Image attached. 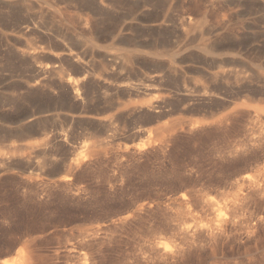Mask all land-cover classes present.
<instances>
[{
	"label": "rangeland",
	"instance_id": "1",
	"mask_svg": "<svg viewBox=\"0 0 264 264\" xmlns=\"http://www.w3.org/2000/svg\"><path fill=\"white\" fill-rule=\"evenodd\" d=\"M21 1L0 0V264L21 251L28 264H264V204L251 194L264 85L248 80L264 74V0H44L37 32ZM51 37L85 70L62 65L27 91L43 78L14 53ZM84 74L72 101L65 79ZM37 107L39 132L24 126Z\"/></svg>",
	"mask_w": 264,
	"mask_h": 264
},
{
	"label": "bare ground",
	"instance_id": "2",
	"mask_svg": "<svg viewBox=\"0 0 264 264\" xmlns=\"http://www.w3.org/2000/svg\"><path fill=\"white\" fill-rule=\"evenodd\" d=\"M43 1L44 0H37L35 3H33V4H31V3H28V2H26L25 0H23V1H21V4L19 5V8L21 9V11H22V13H24L29 19H34L35 20V18L36 19H38L37 21L38 22H36L35 24H32L31 25V27H25L24 29L26 30V31H30V30H36V32H37V30H38V28L39 27H37V26H40L41 28H42V25H43V23H44V21H43V17H44V14H43V11H44V9H42V4H43ZM82 1V0H81ZM9 14L12 16V17H16V15L18 14L17 12H19V11H16V9L12 6V5H10L9 7ZM44 12H46V11H44ZM22 13H20V14H22ZM19 15V14H18ZM24 15V16H25ZM21 16V15H20ZM24 16H22V17H24ZM25 16V17H26ZM26 17V18H27ZM46 17V16H45ZM18 18V17H17ZM47 18V17H46ZM92 18V16L91 17H89V16H86V18H84V21L87 23V24H92L91 22H93V20L91 19ZM13 19H15V18H13ZM48 19H51L52 20V18L50 17V18H48ZM44 20H46V19H44ZM54 20V19H53ZM29 21V20H28ZM31 21V20H30ZM47 21V20H46ZM50 21V20H49ZM55 21V20H54ZM54 21H51V23H49L48 25L51 27L52 25H50V24H53V23H55ZM84 22V23H85ZM96 22V21H95ZM58 23V22H57ZM94 23V22H93ZM99 24V23H98ZM47 24H46V26H48ZM58 25H59V23H58ZM57 24H55L54 25V27H55V29L57 30V31H59V32H61V33H64V34H67V33H69L68 31L69 30H67L66 28H62L63 27V25H62V27L59 25L58 26ZM94 25V24H93ZM92 25V26H93ZM44 26H45V24H44ZM49 26H48V28H49ZM188 27H189V29H196V27H194L193 28V26H191V25H188ZM53 28V27H52ZM95 29L96 30H100L101 28H100V26H95ZM94 29V30H95ZM23 30V29H22ZM101 31V30H100ZM35 32V33H36ZM41 32V31H40ZM35 33H32V34H35ZM42 33V32H41ZM45 33H46V31H45ZM29 34V33H28ZM44 34V33H43ZM27 35V34H26ZM38 35V34H37ZM45 35V34H44ZM41 36V35H40ZM42 37V36H41ZM52 38V37H51ZM27 40H29L30 41V39H27ZM29 41H27L26 42V40H25V42H26V47H24L23 48V50H18V51H16L15 53H14V57H15V60L18 62V63H20V64H22V66H24L27 70H29L32 74H34V75H32V76H34L35 78H43V79H41L39 82H36L35 84H33V85H28V86H26V90L27 91H32V90H37V91H43V90H41L42 88H43V82L44 81H48V82H52V80L53 79H55L54 77H58L59 76V69L61 70L62 68H63V66L62 65H64V67H65V65L68 67V69L69 68H73V69H75L74 71H76V70H79L80 72L81 71H84L85 70V68H82V66H81V61L74 55V54H72L71 55V52H65L63 49H62V52H58V51H55L54 49H52V47L54 46V41L55 40H53V38L52 39H46V46L44 47V46H42L41 47V45H39V46H37V45H34L33 43L34 42H29ZM31 41H32V39H31ZM42 42H43V40H42ZM45 42V41H44ZM202 42V41H201ZM198 43L196 46H195V48L198 50V51H200V52H202V53H204L205 55H211V54H213V53H211L213 50H214V47H215V43H207V42H205V43ZM36 44V43H35ZM57 44V43H56ZM78 44V43H77ZM217 44V43H216ZM43 45H45V43L43 44ZM81 45V47H83V46H85V47H89V48H93L94 49V43L91 41V40H85L82 44H80ZM80 45H79V47H80ZM96 46V45H95ZM154 46V45H153ZM58 47H60V46H58ZM218 47V46H217ZM234 49V48H233ZM233 49H232V51H233ZM238 49V48H237ZM241 49V48H240ZM66 50V49H65ZM68 50V49H67ZM66 50V51H67ZM237 51V50H236ZM216 52V51H215ZM238 52H239V50H238ZM75 56L74 58H72V56ZM107 55V54H106ZM109 56H110V54H108ZM161 55V53H156V51L155 52H153V56H160ZM114 56V55H113ZM256 56V55H255ZM106 57V56H105ZM108 57V56H107ZM115 57V56H114ZM116 57H119L120 58V61H119V64L121 65V67L123 66V67H126L127 65H128V63L132 60V58L134 57V52H126V53H123V54H121V55H116ZM105 59V58H104ZM111 59V58H110ZM106 62V61H105ZM107 62L110 64V61L109 60H107ZM106 62V63H107ZM100 64V63H99ZM98 64V65H99ZM103 63H101V65H102ZM83 65V64H82ZM100 65V66H101ZM104 65V64H103ZM129 65H130V63H129ZM128 65V66H129ZM19 66H21V65H19ZM99 66V67H100ZM105 66V65H104ZM87 67V66H86ZM103 66H101V68H102ZM100 68V69H101ZM67 69V68H66ZM65 69V70H66ZM84 69V70H83ZM103 69V68H102ZM123 69V68H122ZM255 70H256V68H255ZM63 71V70H62ZM69 71V70H68ZM73 71V70H72ZM133 71V70H132ZM260 71H261V69H260ZM260 71L257 73V76H254V78H249L248 80H249V82H251L252 83V81H255V80H257L258 82L257 83H261V84H263L264 85V74L263 73H260ZM64 72H67V70L66 71H64ZM128 72H130L131 74H133V72H131V70L130 71H128ZM263 72V71H262ZM29 73V72H28ZM60 73H61V71H60ZM82 73V72H81ZM84 73V72H83ZM173 73V72H172ZM237 73V72H236ZM86 74V73H85ZM85 74L84 75H81L82 77H80L79 78V76H78V78H71L70 76L69 77H67V76H65V77H67L66 79H65V85H67V89L69 90V93L72 95V101H81L82 100V93L80 92V90H79V88H78V85H79V83H84L85 82ZM230 74H232V73H230ZM254 74H255V72H254ZM61 76V75H60ZM59 76V77H60ZM65 77H63V78H65ZM30 78H31V76H30ZM30 78H28V79H30ZM48 79V80H44V79ZM217 76H213L212 77V79L213 80H217ZM222 78V77H221ZM232 78V77H231ZM223 79V78H222ZM225 79V78H224ZM227 79H228V77H227ZM226 79V80H227ZM233 79H235V80H242V81H247L248 82V80H243L241 77H239V74H235V75H233ZM32 80H34V79H32ZM37 80H39V79H37ZM44 80V81H43ZM221 80V79H220ZM229 80V79H228ZM239 80V81H240ZM36 81V80H35ZM226 82V81H225ZM228 82V81H227ZM237 82V81H236ZM29 83V82H28ZM60 83V82H59ZM30 84V83H29ZM50 84V83H49ZM49 84H47L48 86H50ZM119 84H121V82L119 83ZM27 85V84H26ZM42 85V86H41ZM126 85V84H125ZM124 85V83L122 84V86H125ZM38 86H41V88L39 87L38 88ZM45 86V85H44ZM47 86V87H48ZM51 86H52V84H51ZM117 86V85H116ZM137 87V86H136ZM46 88V87H45ZM51 88V87H50ZM130 88V87H129ZM46 89H49V87L48 88H46ZM118 89V88H117ZM122 89V88H121ZM126 89V88H125ZM119 90V89H118ZM132 90V89H131ZM137 90V89H136ZM45 91V90H44ZM126 91V90H125ZM130 91V90H129ZM140 91V90H139ZM146 91V90H145ZM204 91V90H203ZM123 92V91H122ZM130 92H132V91H130ZM212 92V91H211ZM28 93V92H27ZM26 93V94H27ZM34 93V92H33ZM38 93V92H37ZM36 92H35V94H37ZM41 93V92H40ZM43 93V92H42ZM141 93V92H140ZM189 93H191V92H189ZM30 94V93H29ZM28 94V95H29ZM34 94V95H35ZM129 94V93H128ZM131 94V93H130ZM138 94V93H137ZM188 94V93H187ZM200 94V93H199ZM210 94V93H209ZM39 95V94H38ZM43 95V94H42ZM31 96H32V94H31ZM40 96V95H39ZM39 96H37V97H39ZM185 96V95H184ZM209 96V95H208ZM207 96V97H208ZM211 96V95H210ZM217 96V95H216ZM186 97H189V96H186ZM191 97V96H190ZM206 97V98H207ZM192 99V98H191ZM203 99V98H202ZM189 100V99H188ZM35 102V101H34ZM206 103V102H205ZM37 104V103H36ZM34 105H35V103H34ZM83 107V106H82ZM82 107H81V109H82ZM33 108V107H32ZM84 108V107H83ZM35 109V108H34ZM37 109V111H35V110H33V112L32 113H29V117L27 118V119H31L30 121H28L27 123H25L24 124V126H31V125H34L35 126V128H34V130L33 131H35L36 130V132L38 131V130H41L42 129V127L44 126V124L46 123V121L44 120V118L42 117V114L44 113L43 112V110L42 109H38V107L36 108ZM148 111H150V108L148 107V109H147ZM27 111V110H26ZM35 111V112H34ZM262 111L264 112V109H262ZM31 112V111H30ZM151 112V111H150ZM31 114V115H30ZM22 115H24V114H22ZM25 117V116H24ZM24 117H22L23 119H24ZM47 118V117H46ZM26 119V118H25ZM263 119H264V116H263ZM17 120V119H16ZM50 121V120H49ZM17 123V122H16ZM50 124V123H49ZM23 125V124H22ZM33 126V127H34ZM49 126V125H48ZM20 127V126H19ZM21 128V127H20ZM29 128V127H28ZM25 129H26V127H25ZM31 129V128H30ZM29 129V130H30ZM49 129V128H48ZM28 130V129H27ZM19 131H20V129H19ZM23 131H25V130H23V127H22V130L20 131V133H21V135H22V132ZM32 131V132H33ZM27 132V131H26ZM39 132V131H38ZM23 135H26V134H23ZM257 142H259V143H261L263 146H264V137H262V138H259L258 140H257ZM142 147H143V145L142 144H140V143H137L136 144V149L135 150H141L142 149ZM44 159V158H43ZM72 160H74L76 163L79 161V159H77V158H75V159H72ZM75 162H73V163H75ZM70 163H72V162H70ZM258 168H257V172L259 173V175L261 176L260 178V180L259 181H254L253 183H252V190H251V194H253V195H255V196H258L260 199V201H262V203L264 204V163H262V164H260V166H257ZM69 168H71V164L70 165H68V169L66 170V171H70V169ZM66 176H63L62 177V181H64V180H66ZM245 178L246 179H250L251 177H250V175H246L245 176ZM262 199V200H261ZM29 257H28V254L27 253H25V252H18L17 253V257L15 258V259H8V260H5V261H3L2 262V264H28V262H29V259H28Z\"/></svg>",
	"mask_w": 264,
	"mask_h": 264
},
{
	"label": "water",
	"instance_id": "3",
	"mask_svg": "<svg viewBox=\"0 0 264 264\" xmlns=\"http://www.w3.org/2000/svg\"><path fill=\"white\" fill-rule=\"evenodd\" d=\"M147 115L149 116V119H151V122H155V115L154 113L152 112H147ZM134 128H131L130 129V132L133 131ZM62 166H63V170L61 171H58V172H55L54 174H52L53 177H60L63 175V173H66V170L68 169V160H65L63 163H62Z\"/></svg>",
	"mask_w": 264,
	"mask_h": 264
}]
</instances>
